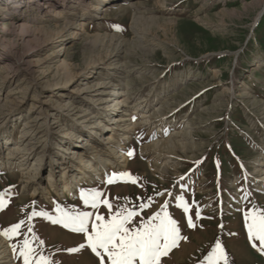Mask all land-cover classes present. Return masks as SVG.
<instances>
[{
	"label": "rangeland",
	"instance_id": "obj_1",
	"mask_svg": "<svg viewBox=\"0 0 264 264\" xmlns=\"http://www.w3.org/2000/svg\"><path fill=\"white\" fill-rule=\"evenodd\" d=\"M22 1L24 6L20 0H0V7L6 8H0V28L3 18L9 26L12 22L26 26V32L10 27L7 43L0 30V192L8 200L0 211V229L24 219L44 240L43 254L56 264H99L90 249L65 251L84 243L83 234L42 217L27 222V215L35 209L55 216L57 206L91 211L80 199L81 189H101L113 211L117 205L131 208L141 202L139 197L164 191L141 217L146 219L170 200L169 211L187 240L162 257V264H199L216 239L225 247L229 264H264V255L247 239L243 219L245 210H264V0H63V7L55 2L56 16L40 6L45 1ZM112 2L119 6L99 12ZM112 35L117 42H110ZM50 36H58V42H47ZM116 44L119 57H113ZM101 84H108L101 88L103 93L119 90L117 99L124 105L118 107V120L128 121L112 125V115L100 104L106 97L99 95ZM70 104L73 111L67 113ZM98 112H102L101 125L109 120L107 128L115 129L99 136L103 153L108 152L111 136L110 150L127 161L114 164L121 157L112 159V152L107 153V164H99L100 175L76 182L65 196L63 184L55 190L47 185L49 157L42 163L45 170L39 185L48 187L51 196H30L31 186L22 189L20 172L6 162L10 150L23 147L30 138H22L24 123L33 126L32 134L38 133L30 140L37 150L24 166L33 169L44 147L53 158L58 153L56 142L42 137L43 118L53 125L56 137L76 130L74 125L81 123L74 122L78 117L91 119ZM6 136L10 142L4 146ZM89 146L82 155L90 156ZM129 150L134 156L127 155ZM73 156L65 162L73 161L68 164L76 173L78 160ZM92 156L98 162L99 155ZM125 170L140 178L137 184L101 183L106 174ZM63 174L59 170L57 180ZM241 189L251 193L248 199L242 198ZM179 194L192 206L195 228L187 226L184 214L175 207L174 197ZM197 206L202 219L195 217ZM98 212L107 218L106 207ZM0 237L7 243L11 264H22L10 244L23 236L12 241Z\"/></svg>",
	"mask_w": 264,
	"mask_h": 264
},
{
	"label": "snow or ice",
	"instance_id": "obj_2",
	"mask_svg": "<svg viewBox=\"0 0 264 264\" xmlns=\"http://www.w3.org/2000/svg\"><path fill=\"white\" fill-rule=\"evenodd\" d=\"M117 30L119 27L117 26ZM134 150H129L127 155L134 156ZM243 167V166H242ZM139 177L132 175L129 171L113 172L106 174L102 184L112 185L118 182L137 184ZM184 177H181L183 180ZM247 179V174L243 176ZM142 187V185H141ZM186 186L181 185V188ZM166 191V190H165ZM243 199H248L251 193L247 189ZM5 192H0V211L8 204ZM165 192H156L154 196L139 197L140 203L126 208L117 205L113 211V204L105 198V193L99 188L81 189L80 199L89 210L68 209L57 206L56 215L52 216L46 211L33 209L27 215V222L35 217H42L52 224H58L72 233L83 234L84 243L65 249L69 253H78L87 248L99 259V264H162V257L179 246L181 240H187L181 234L179 221L169 211L170 200H165L160 209L153 212L146 219L141 217V212L151 207L156 196H164ZM173 197L172 192H167ZM129 198L125 197V200ZM175 207L184 214L189 228H195L190 212L192 206L183 194L175 195ZM195 204V201L192 202ZM106 207L107 218L100 214L98 209ZM141 217L137 222L136 218ZM196 219H202L201 210L197 206ZM244 225L247 239L251 247L264 255V210L253 207L243 211ZM26 226V232L22 228ZM221 230L223 225H219ZM0 235L7 240L23 236L18 243L10 244L14 255L22 259V264H56L50 257L43 254L44 240L36 234L34 225L26 223L22 219L8 228L0 229ZM230 235H234L230 233ZM258 242V243H257ZM39 249V250H38ZM229 256L220 239H216L214 246L203 257L199 264H229Z\"/></svg>",
	"mask_w": 264,
	"mask_h": 264
},
{
	"label": "bare ground",
	"instance_id": "obj_3",
	"mask_svg": "<svg viewBox=\"0 0 264 264\" xmlns=\"http://www.w3.org/2000/svg\"><path fill=\"white\" fill-rule=\"evenodd\" d=\"M16 1L19 2V0H16ZM39 1H41V0H30L28 3H34L35 4V3H39ZM42 1H45V2L44 3L40 2L41 3L40 6L44 5L43 8L46 10H49L48 14H50L51 16L59 15V14H57V12L53 8L55 5V2L56 3L61 2L62 7H63V4L65 3L63 0H42ZM20 2H23V1L20 0ZM69 2H75L76 3L77 0H69ZM114 2L108 3L106 6H104V10H101L99 12L105 13V12H108V11L116 8L117 6H119V5H116L118 3H114ZM11 5L13 7V3H10V6ZM23 6H24V2H23ZM15 7H19V6L16 5ZM0 8L6 9L5 6H3V5ZM123 10L127 11L125 9H123ZM5 20H6V18H3L1 20L2 21V24H1L2 28H0V30H2V32H4L2 37H1V39H3V42L7 43V40H8L7 35H8V30L10 29V27L13 29L19 28V29H21L22 32H26L25 31L26 26L24 24H22V25L19 24V27H18L17 24L12 22V25L10 24V26H9V24H7L5 22ZM133 23L135 26H137L138 19L136 16H134V18H133ZM78 25L80 27V28L78 27L79 30H81L82 29L81 23ZM82 26H83V24H82ZM28 29H30V28H28ZM75 35H77V33H75ZM58 39H59L58 36L56 37V39H54V36H50V37H48L47 42L53 43L55 41L54 43H56V42H58ZM117 40H118V38H116V35H112L110 37V42H114V41L117 42ZM113 47H114V50L116 51L113 57L118 56V53L120 52L118 50L119 44H116ZM108 52H109L108 55L110 56L112 54V49H108ZM109 65H111V64H109ZM110 83L111 82H109L108 84H110ZM108 84H106V85L101 84L100 90H101V88L105 89ZM98 85L99 84L97 83L96 86H98ZM110 86H113V85L111 84ZM88 88L89 87H86L85 89H88ZM109 88L111 89V87H109ZM100 90L98 89L96 91H100ZM103 91L104 90H101L99 95H104L106 97L104 98V100H100V104H103L104 105L103 107L107 108V109H103L102 111H106V112L109 111L108 113H110V115H112V117H111L112 125H117L120 122L128 121V120L120 121V119L118 120L117 115L121 114V113H118L119 109L123 108V105H124V102L121 101V99H117L119 94H121L119 92V90L113 89L112 91L110 90V92H106V93H103ZM114 96H115V98L112 100V97H114ZM91 102H95V100H91ZM109 104H111V105H109ZM65 107H66V105L63 106V109H65ZM70 107L72 108L73 104H70L66 107L65 110L67 111V113L73 111V109L70 110ZM118 107H120V108H118ZM120 112H122V111H120ZM101 114H102V112L101 113L98 112L96 114V116L91 118V119L97 118V116L100 115V117H98L96 122H94L92 124H90L91 119H88L86 115H82V116L78 117V119H76L74 122L80 120L81 123L74 125V128H76V130L72 129V131L74 133L72 131L71 132L70 131L69 132L63 131L64 133L56 135V137L55 136L53 137V135H55V133H52V131H53L52 126L53 125L52 126L47 125L46 118L45 119L43 118V123H41V124H43L42 126H44L46 124V127L42 131V133H43L42 137L45 136L47 141H49L50 139L54 140L56 142V146H58L57 150H58L59 154L55 153L56 157L54 156V158H53L51 156V155H53V153H51L49 151V148L44 147L42 152L39 153L40 156H39V154L37 155V159L35 160L36 164L32 166L33 169H27V166L26 167H24V166L27 162L28 157L31 156L32 153H35V151L37 150V147L35 145L36 143H34V142L31 143L30 140H35V136L38 133L32 134L33 133V130H32L33 126H29L25 122L24 125H27V126L23 130L22 138L24 137V140L27 137H30V138L24 144L23 147L18 146L17 148L10 150V152L7 156V162H6L7 164L14 165V167L16 166L18 171L20 172L19 182L21 184V188L25 190L29 186H31L32 189H31L30 196L36 197L38 195L44 196L46 194L51 196L50 189L48 187L42 188L39 185V183L41 181L42 173L45 170L44 165L42 163L45 159H47L49 157H50V165H49V173H48L47 180H46L48 183L47 185L50 186L53 190H55L59 187L61 188V184H63L62 189H63V192L65 193L63 195H65V196L71 194V191L73 189V184H75L76 182H78L80 184L79 181H81V180L91 181L93 176L100 175V170L98 169L99 164H101V163L107 164L108 160H106V159H108L110 157L109 154H107V153L112 152L110 154V155H112L111 156L112 159H119L121 157L122 160L119 161L118 163L116 160V162L115 161L113 162L114 164L126 162L127 158L124 155L117 156V154L119 152H116L115 150L114 151L110 150L112 147L111 144H112V140H113V138L111 140V136L107 137V144H108L107 151L108 152L106 151L107 152V153H105L106 155L103 153V148H101L99 136L100 137L102 136L103 131L106 132V135H107V132H111L115 129H112V128L108 129L107 128V125L109 124L108 123L109 120L106 121L105 125H101L102 122L99 120L101 118ZM128 116H130V115H128ZM55 123H57V122H55ZM87 125L88 126L90 125V127H88ZM96 130H98V131H96ZM95 136H97V137H95ZM4 139H5V142H4V146H5L6 144H9L10 141H8L9 137H7V136ZM103 140H105V138ZM80 143H82V145H80ZM86 146L90 147V151H89L90 156H88V157L85 154L82 155L83 150L85 149ZM7 149H8V147H7ZM94 153H97L99 155L98 162H95L93 159L94 156H92V155H94ZM67 156H68V159H70V156H73L71 158L72 160H75V159L78 160V162H76V163H78V170L76 171V173H75V170L72 168V165L69 166V164H68L69 162L70 163H74V162L70 161V160H68V163L65 162V160H66L65 158H67ZM95 156H97V155H95ZM87 158H89L88 161H86ZM117 166H119V165H117ZM5 168H10V167L7 166ZM59 170L60 171L63 170V172H64V174H63L64 176H62V180L61 179L57 180V174L59 173ZM12 177H13V179L15 178V176H12ZM44 191H46V193ZM6 245H7V243L4 241L3 238L0 237V264H11V260H10L11 255H10V252L8 251V247Z\"/></svg>",
	"mask_w": 264,
	"mask_h": 264
}]
</instances>
